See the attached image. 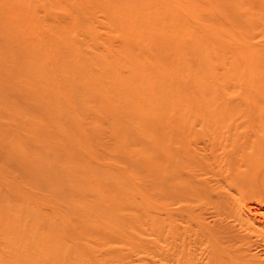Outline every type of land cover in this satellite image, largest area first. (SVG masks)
Wrapping results in <instances>:
<instances>
[{
	"label": "rangeland",
	"instance_id": "rangeland-1",
	"mask_svg": "<svg viewBox=\"0 0 264 264\" xmlns=\"http://www.w3.org/2000/svg\"><path fill=\"white\" fill-rule=\"evenodd\" d=\"M235 126L264 130V0H0V264H175L159 150Z\"/></svg>",
	"mask_w": 264,
	"mask_h": 264
},
{
	"label": "bare ground",
	"instance_id": "bare-ground-1",
	"mask_svg": "<svg viewBox=\"0 0 264 264\" xmlns=\"http://www.w3.org/2000/svg\"><path fill=\"white\" fill-rule=\"evenodd\" d=\"M140 102L144 107L152 104L151 99ZM233 128L236 134L189 143L176 136L165 140L159 150L158 184L165 217L152 224L162 230L163 245L168 247L163 258L166 263L173 254L175 264H264V130ZM43 165L42 169L32 165L31 177L27 172L26 177L49 191L52 187L45 171L49 165ZM106 177L113 181L119 175L106 172ZM144 178L150 181L151 173L146 172ZM83 192V197L90 194ZM109 202L112 209L126 206L116 198ZM173 205L176 210L171 219L168 208ZM102 221L105 225L97 228H109L108 238L114 230L131 224L128 219ZM0 233L15 235L3 225ZM49 264L59 263L52 258Z\"/></svg>",
	"mask_w": 264,
	"mask_h": 264
}]
</instances>
